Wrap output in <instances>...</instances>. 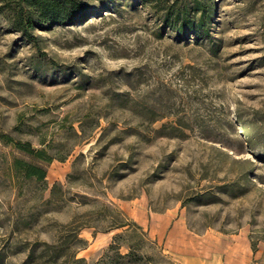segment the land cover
<instances>
[{"label": "rangeland", "instance_id": "374dc122", "mask_svg": "<svg viewBox=\"0 0 264 264\" xmlns=\"http://www.w3.org/2000/svg\"><path fill=\"white\" fill-rule=\"evenodd\" d=\"M81 1L32 38L0 15V264H97L107 206L142 228L121 264H264V0Z\"/></svg>", "mask_w": 264, "mask_h": 264}, {"label": "trees", "instance_id": "16d2710c", "mask_svg": "<svg viewBox=\"0 0 264 264\" xmlns=\"http://www.w3.org/2000/svg\"><path fill=\"white\" fill-rule=\"evenodd\" d=\"M88 14L89 12L81 0H0V15L8 20L14 30L26 38H32L31 31L36 29L44 30L56 25L69 26L81 23ZM11 141L16 150L24 153L32 160L46 163L52 160V157L47 155L43 149L35 150L29 142ZM13 165L25 178H34L38 182L45 179L46 171L43 166L20 159H15ZM56 189L57 186L55 185L51 190L52 195ZM106 211L107 213L103 216L109 219L105 220L107 226L110 229H123V232L112 237L111 243L97 264H121V261L125 259L131 260L142 257V255H137L134 252L129 240H124L133 235L130 226L139 230L142 228L135 222L124 220V214L120 210L111 209L107 206ZM78 227L95 226L84 220L80 222ZM124 245L128 247V250L122 254L120 248ZM159 259L161 264H175L174 261L162 254H160Z\"/></svg>", "mask_w": 264, "mask_h": 264}]
</instances>
